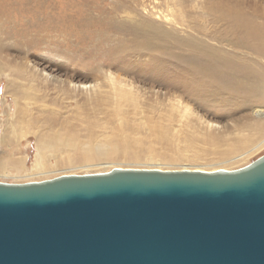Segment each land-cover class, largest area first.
Listing matches in <instances>:
<instances>
[{
  "label": "rangeland",
  "instance_id": "1",
  "mask_svg": "<svg viewBox=\"0 0 264 264\" xmlns=\"http://www.w3.org/2000/svg\"><path fill=\"white\" fill-rule=\"evenodd\" d=\"M237 2L264 9V0H0V181L116 167L237 169L262 156L264 96H209L212 90L187 80L184 56L191 49L171 43L168 62L134 28L153 24L173 42L191 37L233 50L236 37L224 35L216 17ZM86 82L106 94L107 114L94 112V103L89 115L76 110L96 95L75 87ZM22 91L37 99L18 101ZM52 112L71 119L75 131L50 127ZM57 140L75 148L48 147ZM128 143L136 157L121 156Z\"/></svg>",
  "mask_w": 264,
  "mask_h": 264
},
{
  "label": "water",
  "instance_id": "2",
  "mask_svg": "<svg viewBox=\"0 0 264 264\" xmlns=\"http://www.w3.org/2000/svg\"><path fill=\"white\" fill-rule=\"evenodd\" d=\"M0 264H264V154L0 181Z\"/></svg>",
  "mask_w": 264,
  "mask_h": 264
},
{
  "label": "bare ground",
  "instance_id": "3",
  "mask_svg": "<svg viewBox=\"0 0 264 264\" xmlns=\"http://www.w3.org/2000/svg\"><path fill=\"white\" fill-rule=\"evenodd\" d=\"M219 10L220 12L216 17V21L218 23H221V25L225 24L226 33L224 35L231 34L236 37V40L233 41L234 47H232V49L234 48L233 49L234 51L227 50L225 48L223 49L219 46L210 45L206 43L204 40H200L198 38L188 37V39L185 40L182 37H180L183 40L175 39L174 40L175 42H173L172 40L173 36L169 34L167 30L166 33L158 29L156 30L152 28L154 27L153 24H148L147 27L146 26L140 27L138 25V26H134V28L135 31H140L141 33L144 34L146 43L148 44L150 43L149 47L152 46L151 48L152 50H154L152 52L163 53L162 55H164V57L167 59L168 62H170L169 60L171 59L170 55L172 54V52L175 51L172 50V48L176 49L172 47L171 48L172 52L170 54L169 51H171L170 50L171 43L180 46V49L184 47L183 45H186V49L185 48L183 49L185 50H187V48L191 49L192 52L185 53V56L183 55L184 53L182 54L185 57L184 63L186 62L188 65L187 68L185 69L187 80L190 84L192 85L195 84L198 88H205L207 92L209 90H212L211 93H209V96L216 97V95H219V96H226L230 99L232 96H237L240 98L263 97L264 96V9L262 10L251 9V6H249L247 2L246 3L237 2L233 5H227ZM0 19H1V15H0ZM156 25H158L159 27V24ZM150 28H152L153 31ZM144 46L146 47L147 45H145L144 43ZM165 48L168 51L165 50ZM241 48H245L246 50L244 51L240 50ZM178 51L177 53L181 52ZM155 60L156 59L154 56V62ZM193 61H195V63ZM196 61H198V63ZM162 64L159 63L158 66ZM195 64L197 66H195ZM165 67L167 66L165 65ZM83 76H85L87 79L92 78V71L87 72ZM75 87H82L86 89L94 88L93 90H96L97 87L98 89V85L92 82L81 83L78 85L75 84ZM95 93L96 95H94L92 99L86 98L84 99L83 103L77 105L76 110L80 108V110L83 113L89 115L91 112L90 105L94 103V112L107 114L106 94L100 90H96ZM24 95L26 99H37L36 95H32L26 91H22L18 101L23 99ZM47 124L50 127L61 125V128L65 132H72L75 131L76 129V125L75 123L71 122V119L66 118L63 121L58 120L57 116L54 117L53 112L51 113V115H47ZM89 127H90L89 129L92 128L91 125ZM60 140H57L55 142L56 144L49 142L48 147L52 146V147L64 148L66 146H70L72 148H75V144L70 145L69 141H64V140L60 141ZM76 148H79L80 151L82 148L85 147L83 146L80 147L78 144H76ZM121 149L123 152L126 153V154H121V156H124L126 158L136 157L134 155L129 154L130 152L129 143L123 144ZM76 160L77 159L75 158H69L66 161V163L71 164L73 162H76Z\"/></svg>",
  "mask_w": 264,
  "mask_h": 264
}]
</instances>
